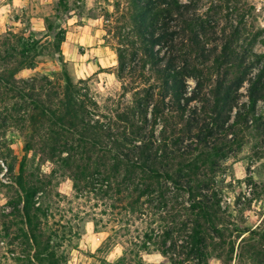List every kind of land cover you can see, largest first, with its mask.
Listing matches in <instances>:
<instances>
[{
  "label": "rangeland",
  "instance_id": "1",
  "mask_svg": "<svg viewBox=\"0 0 264 264\" xmlns=\"http://www.w3.org/2000/svg\"><path fill=\"white\" fill-rule=\"evenodd\" d=\"M225 1L211 20L219 18L227 30L240 21L245 39L256 35L253 51L264 55V0ZM8 2L0 0V264H70L71 258L72 264H264V98L255 106L256 127L229 145L225 157L213 158L216 167L206 177L218 199V221L192 240L194 226L186 222L198 211L182 212L186 197L177 194L164 212L147 196L117 194L124 174L114 178L112 153L102 155L100 147L54 127L48 114L38 118L47 102L74 100L84 120L108 124L132 105L133 91L123 89L130 79L117 77L113 30L123 24L126 3L27 0L20 12ZM211 2L200 0L199 12ZM28 43L33 47L25 52ZM30 65L34 71H20ZM31 83L35 91L27 88ZM25 95H37L38 103ZM154 131L158 137L159 128ZM18 180L33 191L28 226Z\"/></svg>",
  "mask_w": 264,
  "mask_h": 264
},
{
  "label": "trees",
  "instance_id": "2",
  "mask_svg": "<svg viewBox=\"0 0 264 264\" xmlns=\"http://www.w3.org/2000/svg\"><path fill=\"white\" fill-rule=\"evenodd\" d=\"M122 1L127 7L118 22L123 24L113 28L119 41L117 77L130 79L123 89L133 91L132 105L108 124L84 120L74 100L47 102L38 118L48 114L54 127H65L90 146L100 147L102 155L112 153L116 160L122 159L110 169L114 178L120 170L124 174L116 183L117 194L130 191L137 200L147 196L164 212L177 194L186 197L182 212L198 211L192 222H186L193 224L191 239L195 240L197 230H213L218 221V199L212 178L206 177L216 167L213 158L230 153L227 147L258 121L255 106L264 98V55L253 51L256 35L245 39L240 21L227 30L219 28V18L211 20L210 13L220 12L222 0H212L203 13L200 0ZM223 2L226 7L227 1ZM63 37L61 33V42ZM32 47L23 45L25 52ZM151 78L154 83L146 85ZM22 81L27 84L33 79ZM5 84L13 87L9 80ZM244 85L245 94H240ZM27 88L35 91L33 83ZM29 100L38 103L37 95ZM193 102L200 106L191 108ZM33 119L31 114L29 121L34 123ZM16 185L23 193L28 226L27 201L33 191H25L21 180Z\"/></svg>",
  "mask_w": 264,
  "mask_h": 264
},
{
  "label": "crops",
  "instance_id": "3",
  "mask_svg": "<svg viewBox=\"0 0 264 264\" xmlns=\"http://www.w3.org/2000/svg\"><path fill=\"white\" fill-rule=\"evenodd\" d=\"M9 5H11V6H14V5H20V12H23V8L25 7V5H27V0H10V2H8V3H6V6H9ZM42 19V18H41ZM43 20H44V18H43ZM19 22V21H18ZM64 41V40H63ZM62 41V42H63ZM34 66L33 67H29V68H25V69H21L20 71H24V70H33L34 71ZM25 79V78H24ZM76 252L77 253H79L80 254V251L79 250H76ZM70 264H72V258H71V260H70Z\"/></svg>",
  "mask_w": 264,
  "mask_h": 264
}]
</instances>
